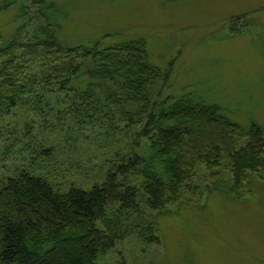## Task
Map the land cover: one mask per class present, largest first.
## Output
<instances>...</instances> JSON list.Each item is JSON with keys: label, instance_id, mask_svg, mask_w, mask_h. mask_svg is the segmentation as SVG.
Instances as JSON below:
<instances>
[{"label": "rangeland", "instance_id": "obj_1", "mask_svg": "<svg viewBox=\"0 0 264 264\" xmlns=\"http://www.w3.org/2000/svg\"><path fill=\"white\" fill-rule=\"evenodd\" d=\"M42 1L53 5L48 15L42 16ZM47 30L83 50L140 40L151 63L166 72L157 85L162 98L219 106L239 126L236 149L257 130L264 133V0H0V51L16 46L5 61L19 63L25 45L38 67L49 62L46 47L37 51ZM95 89L107 119L93 115L85 97L56 88L35 95L43 98L37 111L38 102H28L2 113L1 174L42 175L60 193L89 191L127 157L142 155L149 143L139 136L143 125L118 112L119 94L111 105L103 85ZM70 102L80 111H70ZM231 171L224 154L215 170L197 166L191 189L163 210L142 201L124 226L127 237L97 264H264V172L233 190ZM129 181L143 194L141 178Z\"/></svg>", "mask_w": 264, "mask_h": 264}, {"label": "trees", "instance_id": "obj_2", "mask_svg": "<svg viewBox=\"0 0 264 264\" xmlns=\"http://www.w3.org/2000/svg\"><path fill=\"white\" fill-rule=\"evenodd\" d=\"M41 5L42 16L52 11L53 5L45 1ZM47 33L37 51L46 47L49 62L39 67L30 59L35 54L30 46H19L23 53L19 63L5 61L16 46L0 51V117L28 102H38L32 106L39 110L43 98L35 95L56 88L77 94V99L85 97L93 115L107 119L109 112L100 109L99 98L92 96L94 88L103 85L107 103L116 105L114 95L119 94L118 112L130 123L143 125L139 136L149 143L142 155L127 157L102 185L89 191L71 188L60 193L42 175L21 172L4 177L0 171V264H97L100 256L127 237L124 226L141 211L142 201L150 210H163L183 190L191 189L197 166L215 170L227 154L233 190L242 189L249 174L264 172V133L257 130L236 149L233 135L239 126L219 106L191 97L162 98L157 85L166 72L151 63L140 40L83 50L64 46ZM74 107L68 103L70 111H80ZM4 140L0 131V149ZM133 177L143 180V194L129 183Z\"/></svg>", "mask_w": 264, "mask_h": 264}]
</instances>
